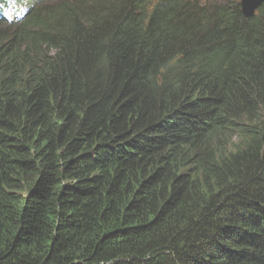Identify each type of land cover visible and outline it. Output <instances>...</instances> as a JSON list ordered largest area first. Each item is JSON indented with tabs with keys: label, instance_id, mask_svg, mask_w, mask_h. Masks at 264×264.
Returning a JSON list of instances; mask_svg holds the SVG:
<instances>
[{
	"label": "trees",
	"instance_id": "obj_1",
	"mask_svg": "<svg viewBox=\"0 0 264 264\" xmlns=\"http://www.w3.org/2000/svg\"><path fill=\"white\" fill-rule=\"evenodd\" d=\"M17 1L0 264H264V5Z\"/></svg>",
	"mask_w": 264,
	"mask_h": 264
},
{
	"label": "water",
	"instance_id": "obj_2",
	"mask_svg": "<svg viewBox=\"0 0 264 264\" xmlns=\"http://www.w3.org/2000/svg\"><path fill=\"white\" fill-rule=\"evenodd\" d=\"M264 3V0H242V11L246 18H252L255 11Z\"/></svg>",
	"mask_w": 264,
	"mask_h": 264
},
{
	"label": "rangeland",
	"instance_id": "obj_3",
	"mask_svg": "<svg viewBox=\"0 0 264 264\" xmlns=\"http://www.w3.org/2000/svg\"><path fill=\"white\" fill-rule=\"evenodd\" d=\"M46 1H49V0H46ZM89 1V0H87ZM205 1H212V0H205ZM216 2H220L221 0H215Z\"/></svg>",
	"mask_w": 264,
	"mask_h": 264
},
{
	"label": "bare ground",
	"instance_id": "obj_4",
	"mask_svg": "<svg viewBox=\"0 0 264 264\" xmlns=\"http://www.w3.org/2000/svg\"><path fill=\"white\" fill-rule=\"evenodd\" d=\"M10 1V0H9ZM16 1V0H15ZM31 2V1H30ZM8 8H11V7H8ZM26 11H28V8L26 7Z\"/></svg>",
	"mask_w": 264,
	"mask_h": 264
}]
</instances>
